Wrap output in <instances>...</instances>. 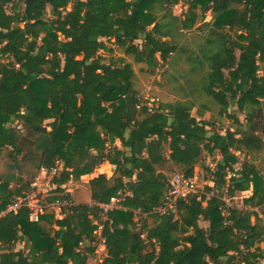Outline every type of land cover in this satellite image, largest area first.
Listing matches in <instances>:
<instances>
[{
  "label": "trees",
  "instance_id": "trees-1",
  "mask_svg": "<svg viewBox=\"0 0 264 264\" xmlns=\"http://www.w3.org/2000/svg\"><path fill=\"white\" fill-rule=\"evenodd\" d=\"M181 2L0 0V154L11 161V173H0V210L30 192L42 168L62 167L55 182L67 185L106 163L115 167L111 178L90 180L91 203L74 204L62 219L49 210L32 222L27 208L1 218L0 264H89L99 205L122 193V209L109 211L104 223L103 264H264V223L224 199L252 192L244 207H264V177L240 159L264 153V0H187L178 17L173 9ZM208 13L205 43L189 60L207 68L200 88L221 114L233 119L228 110L236 107L246 116L244 126L234 118L239 129L224 134L192 115V101L150 108L133 88L131 65L105 64L99 55L113 52L104 40H114L156 70L181 51L177 35ZM201 150L219 156L207 168L208 195L156 212L173 175L194 178ZM27 163L36 172L26 182L18 175ZM168 164L170 178L160 171ZM18 243L25 249L16 250Z\"/></svg>",
  "mask_w": 264,
  "mask_h": 264
},
{
  "label": "rangeland",
  "instance_id": "rangeland-1",
  "mask_svg": "<svg viewBox=\"0 0 264 264\" xmlns=\"http://www.w3.org/2000/svg\"><path fill=\"white\" fill-rule=\"evenodd\" d=\"M71 7L68 8L70 10ZM188 3L187 0H182L180 4L174 7L173 12L175 16H182L187 12ZM212 15L206 14L205 19L200 21L197 26L191 32H183L177 35L176 42L181 51L174 54L167 64L161 63L160 67L156 70H149L146 66L138 64L131 56L125 55L124 51L119 48L114 40L105 39V43L108 47L113 49V52H100L99 55L103 57V63L114 64L119 59H122L124 63L131 65L133 70V88L137 91L142 101L147 103L150 108L158 107L161 104L186 102L192 101L195 103V107L192 110V115L199 121H209L213 124V131L224 134L227 130L236 131L239 126L235 124L234 118L244 126L246 124V116L237 112L236 107H230L228 114L232 118L227 117L226 114H221L220 107L209 97H207L200 88L201 78L207 73V68L200 69L199 64L192 63L189 57L200 55L199 47L204 45L205 37L208 34L209 29L204 27V23L210 22ZM223 32L228 34H234L235 31L225 29ZM194 69V70H192ZM119 146V145H118ZM201 159L199 164L195 168V175L193 181L195 183V194L208 195L206 188L212 187L213 184L210 180V176L207 168L214 169L216 161L219 160V156L209 155L207 152L200 151ZM247 159L251 163L255 164L257 169L264 177V153H252L247 157L240 156L241 161ZM11 161L8 159L5 152L0 154V173H11L9 164ZM35 163H27L23 174L18 175L19 178L24 181H30L33 174L36 172L34 167ZM240 165L238 166V168ZM15 171V170H13ZM160 171L164 172L168 178L173 174L174 168L171 165H166L160 168ZM115 172L114 166L106 163L99 167L94 174H104L108 178H111ZM16 173V171H15ZM16 175V174H14ZM17 176V175H16ZM15 176V178H16ZM96 177V176H95ZM92 178H81L79 181H73L69 183L64 192L61 195L68 194L74 204L91 203L89 182ZM12 187L17 184L16 181L12 182ZM31 184V183H30ZM222 191H219L217 187L214 188L212 194L221 196ZM252 192L238 193L233 199H228L224 196L226 207H237L239 209H245L248 211L256 212L262 223H264V207L258 209H251L244 207V199L250 197ZM1 196V195H0ZM141 216L137 215L135 221L138 226L141 225ZM254 222V218L252 219ZM149 223L151 221L149 220ZM200 226L202 228L208 227V224L201 220ZM96 240L93 243H89L91 247H94L96 252L89 256V264H103L106 257V253L101 243H99V236H95ZM259 247L264 250V242L259 244ZM25 244L18 243L16 250H24Z\"/></svg>",
  "mask_w": 264,
  "mask_h": 264
},
{
  "label": "built area",
  "instance_id": "built-area-1",
  "mask_svg": "<svg viewBox=\"0 0 264 264\" xmlns=\"http://www.w3.org/2000/svg\"><path fill=\"white\" fill-rule=\"evenodd\" d=\"M61 170L62 167L53 169L42 168L30 184L31 191L16 197L12 203L7 205L6 209L0 210V219L6 214L17 213L24 208L30 211V220L32 222H38L40 216L49 210L54 212L56 219H62L65 209L72 207L74 203L67 198H63V195L59 192L60 190H64L69 183H73V181H70L67 185H59L55 182L56 179L60 178ZM93 175L94 173L88 175L87 178L91 177L93 179ZM191 194H195V183L193 179L175 174L170 179V189L166 195L164 204L155 211L162 214L168 211H175L177 201ZM51 198H53L52 201H50ZM122 200L123 193L119 197L113 198L109 204L99 205L102 212L100 213V218L95 222L98 228L94 232V235L99 236V243H101L104 250L105 239L102 237V231L104 229V223L107 221V214L109 211L122 209Z\"/></svg>",
  "mask_w": 264,
  "mask_h": 264
},
{
  "label": "crops",
  "instance_id": "crops-1",
  "mask_svg": "<svg viewBox=\"0 0 264 264\" xmlns=\"http://www.w3.org/2000/svg\"><path fill=\"white\" fill-rule=\"evenodd\" d=\"M95 175H97V174H94L93 176L95 177ZM87 177V176H86Z\"/></svg>",
  "mask_w": 264,
  "mask_h": 264
}]
</instances>
